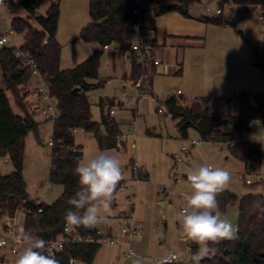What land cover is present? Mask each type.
I'll use <instances>...</instances> for the list:
<instances>
[{"label": "rangeland", "instance_id": "374dc122", "mask_svg": "<svg viewBox=\"0 0 264 264\" xmlns=\"http://www.w3.org/2000/svg\"><path fill=\"white\" fill-rule=\"evenodd\" d=\"M24 1L19 0L20 3ZM52 1L47 0L38 12L45 15ZM144 8L146 10L140 14L143 25L157 33L162 46L155 53L156 58L159 56L163 61L157 68L154 79V96H139L132 83L125 80L132 71L129 52L126 51L125 46L115 44L110 50L105 51L101 58L99 80L89 81L91 84H97L99 81H107V83L102 88L90 91L88 98L93 121L101 122L100 102L103 101L105 112L112 109L111 111L116 113L115 119L120 124L123 135L128 137L124 148L106 151L120 162L123 179L117 184L119 188H122L123 182L130 180L133 162L148 173L149 181L141 182L139 185L129 183L125 192L113 193L110 222L101 223L95 228L103 234H108L110 228H113L115 233L119 232L121 227L119 211L129 212L133 208L134 220L142 226V234H150L155 246L163 243L166 249L168 246L170 250L172 248V254L178 255L176 263L189 264L191 250L187 243L181 242L179 235L180 213L186 207L183 197L191 193L190 183L187 180L188 169L202 164L223 168L231 174V181L226 190L239 199L247 194L264 195V122L262 128L259 122H253L250 130L244 132L241 137L247 143L262 146L261 159L250 161L246 166L245 163L233 159L227 160L230 155L226 146L205 143L194 130L190 131L189 140H182L177 129L178 121L158 110L166 109L163 102L168 96H176L186 103L209 97L210 110L225 117L240 112V98L244 95H248L251 104L256 105V96L264 95V72L260 68L251 67L250 62L252 51L264 50V21L260 20L262 13L258 9L229 4L222 9L221 18L233 25L217 26L201 22L199 20L201 17L218 16L216 12L220 7L216 0H202L199 5L192 6L190 12L192 18L188 21L175 13L158 14L157 11L160 10L158 0L155 3H148ZM16 18L27 20V12L22 6H16L12 14L0 10L3 32L13 30L12 22ZM185 21L196 22L190 30H194L198 25L197 22H201V29H196L199 31L197 36L191 40L178 42L165 37L167 31L169 33L175 31L179 25L182 27ZM29 22L37 26L35 21L29 20ZM90 24L92 20L89 0H62L56 36L62 47V70L77 67L99 48L97 44H88L79 39L82 30ZM191 33L196 35V32L191 31ZM240 33L244 34L246 42ZM13 44L20 49L24 44V35L15 32ZM162 49L163 54H160ZM139 63L141 61L138 58L137 64ZM31 83L33 90L29 84L24 91L33 94L36 86L34 81ZM217 86H220V89ZM0 90H5L1 66ZM179 90L181 95L177 94ZM6 95L13 111L20 115L21 112L11 93L7 92ZM156 98L161 102L156 101ZM32 99L29 97L26 100L30 114L32 113L29 110V103ZM119 103H123L124 108ZM33 118L39 124V128L37 134L31 132L25 139L23 175L28 184L29 195L33 199L38 198L40 203L51 205L63 195L64 191L62 186L50 185L48 181L52 152L49 143L53 141L54 124L46 122L40 114L33 115ZM132 127L133 131H130ZM223 131L233 133L234 130L231 124H227L223 127ZM148 132L152 135H147ZM74 141L76 146L82 148L84 156L82 161L102 152L93 133L76 130ZM192 141L200 142V145L193 147ZM184 147L190 151L182 152ZM14 171V166L8 157L0 159L1 176H9ZM245 174L249 178L260 175L263 182L247 187L238 177ZM216 211L236 227L237 203L230 204L225 212L218 208ZM15 223L19 233V229L24 225V212L17 213ZM1 230H6L4 216L0 217ZM25 247L26 245L21 250L23 251ZM132 249L135 253L133 247ZM117 250L102 248L95 264H121L120 250ZM170 250L168 255L171 254ZM136 254L139 257L138 251ZM17 257L18 255L11 253L9 246L0 249V263L15 264Z\"/></svg>", "mask_w": 264, "mask_h": 264}, {"label": "trees", "instance_id": "16d2710c", "mask_svg": "<svg viewBox=\"0 0 264 264\" xmlns=\"http://www.w3.org/2000/svg\"><path fill=\"white\" fill-rule=\"evenodd\" d=\"M61 2L62 0H53L46 14L41 15L38 12L42 5L39 0H25L22 6L27 12V20L16 18L12 22V29L24 35L21 49L32 55L39 71L49 83L51 95L58 100L60 117L53 123V147L48 181L50 185L62 186L64 191L51 205L40 203L29 195L28 184L23 175L25 139L31 132L37 134L39 128V124L33 118L35 113L29 109L32 115L27 110L26 100L29 92L24 91L33 78L32 71L23 67L15 57L14 48L0 46V66L5 87V90H0V159L8 157L15 169L9 176L0 175V217H16L17 213L23 210L25 214L23 228L33 237L45 241L46 255H50L47 249L48 242L63 237L65 216L71 207L67 201L80 190L79 177L74 174V168L82 162L84 156L82 148L75 144L74 132L83 130L93 133L103 152L125 147L121 141L123 135L121 126L111 117V110L105 112L103 101L100 102L101 122L96 123L92 119L88 93L104 87L107 81H99L97 84H91L89 81L99 80L104 47L111 48L115 44L125 46L132 64L131 74L126 78L135 87L137 84L140 85L137 87L139 95H153L158 67L147 60L137 64L138 57L132 50V44L138 40L151 51L154 59L155 53L162 47L157 33L143 25L141 16L134 15V11L140 8L135 0H89L92 24L82 30L79 39L88 44H97L101 49L92 53L77 67L62 70V47L56 39ZM158 3H160L158 14L175 13L191 19L190 9L202 3V0H158ZM229 4L258 9L264 18V0H219L218 16L201 17L199 20L210 25H233L221 18L222 9ZM140 10L143 14L146 8L142 7ZM29 20L35 21L37 26L32 25ZM240 34L246 42L244 34ZM165 37L168 36L165 34ZM46 38L47 45L44 44ZM251 65L264 72V50L252 51ZM7 92L13 96L20 115L13 111ZM263 96H256L257 104L252 105L248 95H244L240 98V112L226 117L211 111V101L206 97L186 103L176 96H170L163 105L171 119L178 121L177 129L182 140H189L190 131L194 130L203 142L224 145L231 158L248 164L250 161L261 159L262 146L247 143L241 137L244 132L250 130L253 122H264ZM156 100L161 102L157 98ZM227 124L232 125L233 133L223 131ZM147 135L152 134L148 132ZM58 140H61V144L57 143ZM216 199L218 209L222 212H225L230 204H238L236 238L211 245L217 248L216 254L203 259L201 264H264V195L247 194L239 199L224 189L217 194ZM77 230L87 235L95 234L97 229L80 227ZM190 248L193 254L198 246L191 244ZM101 249L102 246L95 243H67L63 251L54 257L58 264H70L71 260H75L76 264H93Z\"/></svg>", "mask_w": 264, "mask_h": 264}, {"label": "clouds", "instance_id": "9594fccd", "mask_svg": "<svg viewBox=\"0 0 264 264\" xmlns=\"http://www.w3.org/2000/svg\"><path fill=\"white\" fill-rule=\"evenodd\" d=\"M74 174L79 177L80 190L67 201L71 207L65 216L64 231L70 233L80 227L92 229L109 223L113 193L123 179L119 160L102 151L80 162ZM187 180L191 193L183 197L187 205L180 213L179 235L185 243L198 246L190 259L192 264H201L203 259L216 254L217 248L211 245L236 238V227L216 211V196L230 183L231 174L223 168L202 164L188 169ZM17 240L23 241L26 247L15 264H58L53 255L44 254L43 239L33 237L21 227ZM176 259L175 254H169L162 258L161 264H172ZM132 264H143V260L136 258Z\"/></svg>", "mask_w": 264, "mask_h": 264}, {"label": "built area", "instance_id": "2783aa9c", "mask_svg": "<svg viewBox=\"0 0 264 264\" xmlns=\"http://www.w3.org/2000/svg\"><path fill=\"white\" fill-rule=\"evenodd\" d=\"M41 4H44L47 0H39ZM157 0H149V1H143V0H135L138 7H146L148 3H155ZM219 1V0H217ZM16 6H22V3L19 2V0H0V10H4L5 12L12 14L15 11ZM23 8V6H22ZM138 8L134 11V15L141 14V10ZM191 11V9H190ZM217 14L220 13V9L216 12ZM1 19H0V46L1 47H7V48H14V54L15 57L22 63L23 67L29 68L32 71L33 78H37L39 85L37 89L35 90L34 99H32V102L30 104V110L35 114H40L43 119L50 123H55L59 117V111H58V100L57 98L53 97L50 93L49 83L43 77L41 72L38 69L37 64L35 63L34 59L32 58V55L28 52H25L21 48L18 49L13 44V35L15 33L14 30L10 32H3L1 29ZM48 38L45 39L44 44L47 45ZM110 48L108 46L104 47V50H109ZM132 50L137 53L139 60L142 62L143 60H147L148 62H153L154 65L159 66L161 65V59H157L153 57L151 51L142 46V44L135 40L132 44ZM140 85L137 84L136 87H139ZM178 95L181 94V91L177 92ZM170 96L167 97V99ZM264 101V96H263ZM160 113H167L169 117L171 118V115L168 113V111L165 108H159L158 110ZM111 115H115L114 111H111ZM260 128L263 127V122H259ZM130 131H133V127ZM128 139L127 136L122 135L121 141H126ZM59 144H61V140H58ZM192 146L196 147L200 145V142L192 141ZM49 146L53 147V141L49 143ZM190 150L187 147L182 148V152L187 153ZM181 161V158L179 159ZM133 174L136 177V182H139L141 176L145 174V170L143 168H140L137 164H134L133 166ZM239 180L245 185V186H253L256 184H260L263 182V178L260 175L255 176L254 178H249L246 174L245 175H239ZM124 186V185H123ZM120 188L121 191L124 190V187ZM133 208L129 212H119V218L121 221V227L119 230V236L122 238V242H119L118 238L110 234H103L99 230L95 231V234H87L83 235L75 229L74 231L68 233L64 231L63 237H61L58 240L50 241L47 244V249L50 255H55L59 252H62L65 245L67 243H73V244H80V243H95L100 246H119L120 243H123V245L126 247V251L123 254L125 259H131L135 256V253L132 249V243L137 240L142 235V227L136 223L134 220V212ZM22 212H24L22 210ZM5 221V228L4 231L6 235H0V249L9 246L11 249V253L13 255H19L22 250L21 248L25 245L23 241H18L17 236L18 232L16 229V217H10V216H4ZM177 257V255H175ZM162 258L158 260V263L161 264ZM178 260V257L175 261L172 262L176 263ZM70 264H76L75 260H71Z\"/></svg>", "mask_w": 264, "mask_h": 264}, {"label": "crops", "instance_id": "0c3cea01", "mask_svg": "<svg viewBox=\"0 0 264 264\" xmlns=\"http://www.w3.org/2000/svg\"><path fill=\"white\" fill-rule=\"evenodd\" d=\"M178 18H180V17H178ZM180 19H182V20H184L183 18H180ZM189 19H187V21H188ZM260 20H263L264 21V18H263V16L262 17H260ZM187 21H185V23L182 25V27H180V25H179V27H178V29L176 28V30L175 31H170V33L167 31V33H166V35L168 36V37H170V39L171 40H174V41H176V42H178V41H183V40H191L192 38H194L195 36H197V32H199V31H196V29L197 30H200L201 29V22H197L198 23V25H197V27L194 29V30H190V28H192L195 24H196V22H192V23H186ZM191 31H193V32H196L195 34L196 35H193V33H191ZM199 37V36H198ZM158 38L160 39V37L158 36ZM92 44V43H91ZM99 46V45H98ZM101 49V47L99 46V48L97 49V51L98 50H100ZM110 50V49H109ZM105 51H108V50H105ZM160 54H163V49H162V51L160 50V52H159ZM157 59H160L159 58V56H157ZM161 61H163V60H161ZM250 65H251V62H250ZM159 66H161V65H159ZM159 66H157V67H159ZM251 67H253L252 65H251ZM125 80H128L127 78H125ZM32 81H34L35 82V86L36 87H34V92H33V94H30V93H32V92H29V97H31V98H33L34 99V95H35V90L37 89V87H38V85H39V82H38V80H37V78H32V80H31V82ZM129 81V80H128ZM30 82V84H31V86H30V88L31 87H33L32 86V83ZM132 83V82H131ZM132 86H134L133 84H132ZM135 87V86H134ZM218 87V89H220V86H217ZM136 89H137V91H138V88L137 87H135ZM32 89V88H31ZM223 89V88H222ZM33 90V89H32ZM180 91V90H179ZM182 94V93H181ZM180 94V95H181ZM138 95H139V93H138ZM140 96V95H139ZM28 97V98H29ZM209 98V97H208ZM230 99H232V98H230ZM157 101V100H156ZM122 104L123 103H119V105L122 107V108H124V106H122ZM240 104H241V102H240ZM112 110V109H111ZM111 114V113H110ZM111 117H113V118H115L116 117V113H115V115H111ZM132 125V124H131ZM134 126H135V124H134ZM128 140V139H127ZM126 140V141H127ZM244 140V139H243ZM123 142V141H122ZM125 145H126V143H125V141L123 142ZM230 157V156H229ZM229 157H227V160L228 159H233V158H229ZM179 161V160H178ZM233 161H236V160H234L233 159ZM180 162V161H179ZM134 162H133V166H134ZM246 166L248 165V164H245ZM145 176H142V178H140V180H139V182H136V177H135V175L133 174V171H132V176H131V178H130V180L129 181H127L126 183L125 182H123V184L122 185H124L123 187H124V192H125V189H126V186H127V184H129V183H136V184H140L141 182H148L149 181V175H148V173H146L145 172V174H144ZM119 184V183H118ZM118 186V185H117ZM227 187V186H226ZM226 187L224 188V189H226ZM49 188H50V186H49ZM116 191H121L120 190V188L118 189V188H116L115 189V191H114V193L116 192ZM133 196H134V194H133ZM131 199H132V197H131ZM35 200H37V201H39L38 200V198L37 199H35ZM130 203H131V201H130ZM187 205V202L185 203V205L184 206H186ZM120 212V211H119ZM118 218H119V215H118ZM24 220H25V214H24ZM119 223L121 224V222H120V218H119ZM24 226V225H23ZM141 226V225H140ZM142 227V226H141ZM111 233V235H113V236H115V237H117L118 238V240H119V242H122V238L119 236V232H116L115 233V231H114V229L113 228H110V230L108 231V234H110ZM0 235H6L5 234V232L4 231H0ZM181 242L182 243H184V241L181 239ZM187 245H188V247H189V249L191 250V248H190V243H187ZM111 248V249H118V250H120V254H121V264H132V261L134 260V259H136V258H141L142 260H143V264H159L158 263V260L160 259V258H163L164 256H167L168 255V253H169V246H168V249H166V245H164L163 243H160V245L159 246H155V244H154V240H153V237L149 234V235H144V234H142V236L141 237H139L137 240H135L133 243H132V247L134 248V250H135V253H136V251H138L139 252V257L137 256V254L133 257V258H131V259H125L124 258V256H123V254L125 253V251H126V247L123 245V243H120V245L119 246H103L102 248ZM117 250V251H118ZM171 250H172V248H171ZM170 250V251H171ZM100 252H101V250H100ZM100 252L98 253V255H97V257H96V259H95V261L97 260V258H98V256L100 255ZM191 253V252H190ZM154 254V255H153ZM171 254H172V251H171ZM174 254V253H173ZM163 255V256H162ZM178 256V255H177ZM95 261H94V263L93 264H95Z\"/></svg>", "mask_w": 264, "mask_h": 264}]
</instances>
